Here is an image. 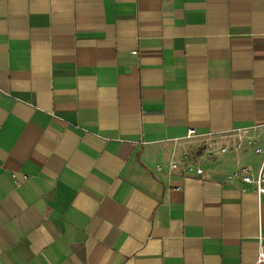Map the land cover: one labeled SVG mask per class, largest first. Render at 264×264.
<instances>
[{"label":"crops","instance_id":"obj_1","mask_svg":"<svg viewBox=\"0 0 264 264\" xmlns=\"http://www.w3.org/2000/svg\"><path fill=\"white\" fill-rule=\"evenodd\" d=\"M242 128L264 0H0V264H254L264 194L225 175L260 156L200 160Z\"/></svg>","mask_w":264,"mask_h":264},{"label":"built area","instance_id":"obj_2","mask_svg":"<svg viewBox=\"0 0 264 264\" xmlns=\"http://www.w3.org/2000/svg\"><path fill=\"white\" fill-rule=\"evenodd\" d=\"M195 136L193 129H187L185 137L189 138ZM245 147L252 149L253 153L260 156V162L256 173H252L248 166H240L239 168L227 173L225 175L226 180H231L233 178H238L240 182L244 185H253L257 196L264 194V141L261 136L250 133L248 129L242 128L235 131V138L231 144H219L216 141H208L206 144V149L217 151L220 154L233 153L240 151ZM212 154V153H211ZM210 154V155H211ZM186 156H183V161ZM175 160H169L168 168L170 170L181 169L183 172H188L192 170L194 174H200L202 168L200 166H195L190 161H185L182 165ZM160 166L156 167L159 170ZM264 260V243L262 239H259V248L257 253V258L254 264H258Z\"/></svg>","mask_w":264,"mask_h":264},{"label":"rangeland","instance_id":"obj_3","mask_svg":"<svg viewBox=\"0 0 264 264\" xmlns=\"http://www.w3.org/2000/svg\"><path fill=\"white\" fill-rule=\"evenodd\" d=\"M205 148H206V147H205ZM217 151H218V150H217ZM217 151H214V150H213V152H212V150L205 149V150L203 151V153H201V155H200V160H201V161H204V160H206V159H209V158H210L209 156H210L211 153H213V156H214V155L217 156V154H218V155H225V154H226V153H225V154H220V153H218ZM236 152H237V151H236ZM195 154L197 155L198 153H195Z\"/></svg>","mask_w":264,"mask_h":264}]
</instances>
